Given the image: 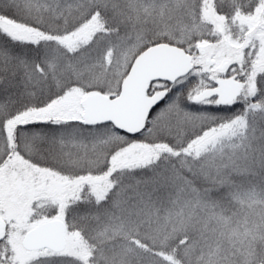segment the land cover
Listing matches in <instances>:
<instances>
[{
    "label": "snow or ice",
    "instance_id": "1",
    "mask_svg": "<svg viewBox=\"0 0 264 264\" xmlns=\"http://www.w3.org/2000/svg\"><path fill=\"white\" fill-rule=\"evenodd\" d=\"M0 264H264V0H0Z\"/></svg>",
    "mask_w": 264,
    "mask_h": 264
}]
</instances>
